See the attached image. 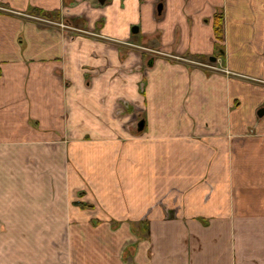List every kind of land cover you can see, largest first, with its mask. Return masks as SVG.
<instances>
[{
	"label": "crops",
	"instance_id": "0c3cea01",
	"mask_svg": "<svg viewBox=\"0 0 264 264\" xmlns=\"http://www.w3.org/2000/svg\"><path fill=\"white\" fill-rule=\"evenodd\" d=\"M158 4L0 0V264H264V0Z\"/></svg>",
	"mask_w": 264,
	"mask_h": 264
},
{
	"label": "rangeland",
	"instance_id": "374dc122",
	"mask_svg": "<svg viewBox=\"0 0 264 264\" xmlns=\"http://www.w3.org/2000/svg\"><path fill=\"white\" fill-rule=\"evenodd\" d=\"M41 19V18H40ZM43 19V18H42ZM42 22H46V21H42ZM61 25V24H60ZM64 25V24H63ZM62 30H61V32H62V34H64L65 36H68V26L67 25H65L63 28L62 27H60ZM137 51H142L143 52V50H141V49H137ZM155 51V50H154ZM149 52V51H148ZM158 52H161V51H158ZM195 66V65H194ZM200 68H203V69H205V70H207V71H210V72H217V73H220V72H225L226 71V73L227 74H231V75H233V76H235V77H237V75H234V73H232L231 71H229L226 67H224L223 66V64H216V63H211V62H209V61H207V62H201L200 63V65H198ZM238 77H240V76H238ZM242 78V77H241ZM246 80H248V81H251L252 83H257L258 85H263L264 86V82H262V81H260V80H258V79H252V78H247ZM134 106H133V111L135 112V110H134ZM138 114L140 113V110L137 112ZM141 117V116H140ZM139 117V118H140ZM95 207H93V209H94Z\"/></svg>",
	"mask_w": 264,
	"mask_h": 264
},
{
	"label": "flooded vegetation",
	"instance_id": "af4514ba",
	"mask_svg": "<svg viewBox=\"0 0 264 264\" xmlns=\"http://www.w3.org/2000/svg\"><path fill=\"white\" fill-rule=\"evenodd\" d=\"M159 4H160V0H159ZM159 4H158V6H159ZM157 9H158V7H157ZM163 13V12H162ZM158 15V17H161V15L162 14H160L159 15V13L157 14ZM82 34H84V35H88V36H91V37H93V38H95V39H97V40H100L101 38H100V35H98V34H95V33H93V32H88V31H86V30H84L83 31V33ZM121 44H123V45H128L129 46V44L128 43H126V42H124V43H121ZM132 47H134V48H139V49H141V50H143V51H146V52H150V53H154V54H158V55H160V56H168V55H166L164 52H158V51H154V50H151V49H147V48H144V47H138V46H133V45H131ZM170 56V55H169ZM173 58H175L176 60H181L183 63H186V64H188V65H190V66H192V67H195V68H200L199 66H198V64H200L201 62H199V61H196V60H192V59H188V58H183V57H180V56H178V57H174V56H172ZM178 58H180V59H178ZM194 62V63H193ZM195 65V66H194ZM203 69V68H202ZM204 71H207V70H205V69H203ZM207 72H210V71H207ZM135 112H136V110H135ZM135 114V113H134ZM137 115H138V113H137ZM137 115H133L134 116V120H136V124H138V125H140V123L141 122H143V121H141L140 122V118H139V115L137 116Z\"/></svg>",
	"mask_w": 264,
	"mask_h": 264
},
{
	"label": "trees",
	"instance_id": "16d2710c",
	"mask_svg": "<svg viewBox=\"0 0 264 264\" xmlns=\"http://www.w3.org/2000/svg\"><path fill=\"white\" fill-rule=\"evenodd\" d=\"M223 21H224L223 12L218 13L214 18V32L216 39L219 42L223 40ZM0 74H1V70H0Z\"/></svg>",
	"mask_w": 264,
	"mask_h": 264
},
{
	"label": "water",
	"instance_id": "95a60500",
	"mask_svg": "<svg viewBox=\"0 0 264 264\" xmlns=\"http://www.w3.org/2000/svg\"><path fill=\"white\" fill-rule=\"evenodd\" d=\"M163 1L164 0H160V4L158 6V13H159V15L162 14L163 9H164ZM98 2H99V4L101 6H104L106 4L107 0H98ZM132 31H133V33H138V28H134ZM212 60L216 62V59H212ZM263 113H264V111H262L259 115L262 116ZM139 128H140V131L143 130V128H144V122H141L140 123Z\"/></svg>",
	"mask_w": 264,
	"mask_h": 264
},
{
	"label": "built area",
	"instance_id": "2783aa9c",
	"mask_svg": "<svg viewBox=\"0 0 264 264\" xmlns=\"http://www.w3.org/2000/svg\"><path fill=\"white\" fill-rule=\"evenodd\" d=\"M64 26H65V25H63V24L60 25V27H62V28H63ZM68 28H69V27H68ZM80 32H82V31H80ZM178 59H180V58H178ZM193 63H194V62H193ZM198 65H200V64H198Z\"/></svg>",
	"mask_w": 264,
	"mask_h": 264
}]
</instances>
